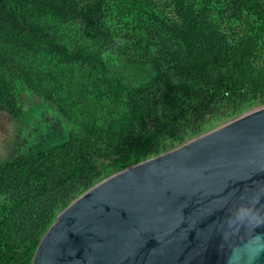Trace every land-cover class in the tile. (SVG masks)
<instances>
[{"label": "trees", "instance_id": "trees-1", "mask_svg": "<svg viewBox=\"0 0 264 264\" xmlns=\"http://www.w3.org/2000/svg\"><path fill=\"white\" fill-rule=\"evenodd\" d=\"M228 19L247 14L233 40L207 4L168 0H0V110L16 113L15 89L57 103L72 129L0 161V264H32L58 213L93 185L264 105V0H222ZM135 13L117 33L108 6ZM49 19L78 20L100 47H70ZM126 40L147 74L108 72L107 44Z\"/></svg>", "mask_w": 264, "mask_h": 264}, {"label": "water", "instance_id": "water-1", "mask_svg": "<svg viewBox=\"0 0 264 264\" xmlns=\"http://www.w3.org/2000/svg\"><path fill=\"white\" fill-rule=\"evenodd\" d=\"M255 213L254 224L237 218ZM264 105L99 181L55 217L32 264H264Z\"/></svg>", "mask_w": 264, "mask_h": 264}, {"label": "rangeland", "instance_id": "rangeland-1", "mask_svg": "<svg viewBox=\"0 0 264 264\" xmlns=\"http://www.w3.org/2000/svg\"><path fill=\"white\" fill-rule=\"evenodd\" d=\"M158 1L169 14H172L171 7L167 5L168 0ZM190 1L196 6L207 4L212 10L211 18L220 24L230 40L240 36L246 29L247 14H244L240 20L228 19L222 0ZM119 9L113 3L108 6L105 17L107 24L115 28L117 33L122 34L138 30L142 22L140 17L135 13ZM47 22L55 28L63 42L70 47L88 45L100 47L99 43L92 41L85 34L84 27L78 20L49 19ZM107 46L109 48L105 49L104 56L109 74L119 75L129 81H139L144 78L147 74V67L141 64L135 47L126 40L109 43ZM257 54L258 63L264 64V37L260 41ZM15 94L18 106L16 113L0 110V161L14 157L33 146L42 145L46 131L61 137L73 127L72 123L61 114L57 103L42 98L29 90L25 84H18Z\"/></svg>", "mask_w": 264, "mask_h": 264}, {"label": "clouds", "instance_id": "clouds-1", "mask_svg": "<svg viewBox=\"0 0 264 264\" xmlns=\"http://www.w3.org/2000/svg\"><path fill=\"white\" fill-rule=\"evenodd\" d=\"M237 218L242 221H250L254 224H259L262 221L258 219L257 221H253V217H258L255 213L251 210L244 208L243 210L238 209L237 211ZM249 243L255 249V254L251 257L252 260L255 259L256 256H259L262 252H264V237L260 235H256L254 238L250 239ZM239 255L237 254L236 250H233L232 254L229 256L230 264H236L239 260Z\"/></svg>", "mask_w": 264, "mask_h": 264}]
</instances>
